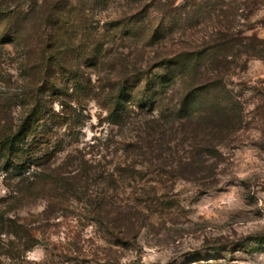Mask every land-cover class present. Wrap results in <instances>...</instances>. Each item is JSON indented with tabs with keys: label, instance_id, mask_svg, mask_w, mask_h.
<instances>
[{
	"label": "rangeland",
	"instance_id": "obj_1",
	"mask_svg": "<svg viewBox=\"0 0 264 264\" xmlns=\"http://www.w3.org/2000/svg\"><path fill=\"white\" fill-rule=\"evenodd\" d=\"M64 1L80 2L108 48L96 66L67 51L87 83L78 93L42 63V0H0V136L36 105L52 128L49 144L26 151L45 164L0 152V264H264V0ZM135 16L136 36L123 34ZM200 53L161 109L127 104L122 125L109 121L125 66L154 74ZM217 79L218 100L204 92L193 119L178 114L185 90ZM62 105L72 121L60 126ZM34 170L68 179L29 193Z\"/></svg>",
	"mask_w": 264,
	"mask_h": 264
},
{
	"label": "trees",
	"instance_id": "obj_2",
	"mask_svg": "<svg viewBox=\"0 0 264 264\" xmlns=\"http://www.w3.org/2000/svg\"><path fill=\"white\" fill-rule=\"evenodd\" d=\"M39 7L44 8V16L47 18L46 27L50 28L49 39L46 40V45L48 47L43 49L44 54L42 55L44 68L48 71V75L52 72L57 73L58 71L56 68H58V74L61 73L64 80H68L72 83L73 90L75 91L74 93L85 91L88 88L87 83L82 80V71L80 68H75L73 62H68L67 53L70 52L72 55L76 56L77 59L85 60L90 62L91 65L96 66L108 49L107 43H105L106 35L104 36V34L101 35L99 33L98 25L89 22L85 15L86 10L83 6H80V2L77 4L76 2L68 3L64 0H50V2L48 0H42ZM8 16L7 10L0 7V20ZM10 16L12 18H17L18 15ZM139 21L140 19L138 16H135L129 21L134 23V25H131V23L124 25L123 34L126 33L128 36L129 33H132V36H136L135 31L132 30L136 28V24ZM154 35L153 31L151 38H153ZM74 37L80 38L78 41L79 45L74 44ZM67 39L68 41L65 43ZM62 49H64V51H61ZM48 51L49 54L47 56ZM202 54L203 53H200L196 57L193 54H182L178 57L167 59L160 63L159 71L154 74L139 69L135 71L127 70V66H125L122 75L112 83L113 87L107 98V101L111 105L107 108L109 121L115 125H122L120 124L119 118L126 119L130 116L127 104H133L137 108H145L146 110H155V108L157 110L161 109L164 101L169 98L167 94L169 88L176 81L177 70H180L182 75H185V72L190 68H196L204 58ZM218 85L219 82L217 79L211 85H203L200 88H189L185 90L181 104H179V107L177 106L178 114L186 113L189 114V119H193L196 107L205 102V99L202 98V93L214 92V97L218 100V98H216ZM66 106L62 105V110L54 113L52 116L60 126L69 124L72 121V114L66 112ZM171 112L173 113V110H171ZM41 113L42 109L36 105L30 110L22 124L17 126L14 132L12 131L13 133L11 131L8 132L9 130H5L0 136V152H5L7 155H11L12 153L19 156L29 155L34 164H45L49 162V157L44 159V157L40 158L32 155L34 151L29 154L26 153V151L37 149L42 146V144H49L50 142L49 137L52 128L49 127L46 121L41 124L39 123L41 118H39L38 115ZM214 113H216V111H214ZM152 116V121H157L156 117L154 115ZM38 128H40V130ZM34 133L33 139L27 141L31 134ZM37 133L41 134L37 135ZM132 144H135L137 147L139 145L137 141H134ZM146 146L149 149L148 151L154 155L156 150L154 143L150 140ZM141 147L143 148V146ZM216 149L217 148L214 147L215 152H217ZM81 151L82 150L78 149V152ZM144 151L145 153L147 152V150ZM22 170L21 164H16L14 172L20 174L26 171L25 169V171ZM60 179H55V175L50 173H42L35 170L23 178L25 188L29 193L31 192L30 190L38 184L43 185L45 188L48 184L54 183L57 185L56 181ZM67 179L68 178H63L61 180L66 181ZM58 195L62 196L61 194Z\"/></svg>",
	"mask_w": 264,
	"mask_h": 264
}]
</instances>
